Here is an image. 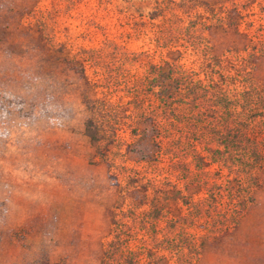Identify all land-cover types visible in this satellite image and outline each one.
<instances>
[{
	"label": "rangeland",
	"instance_id": "obj_1",
	"mask_svg": "<svg viewBox=\"0 0 264 264\" xmlns=\"http://www.w3.org/2000/svg\"><path fill=\"white\" fill-rule=\"evenodd\" d=\"M154 1L0 0V264H264V184L237 229L215 237L172 214L153 222L128 192L146 169L131 153L132 83L145 88L149 66L172 58L189 69L191 45L210 42L256 61L263 91L264 0H161L151 22ZM219 18L237 28L206 32ZM86 97L110 110L107 164L85 135ZM184 149L179 167L197 170Z\"/></svg>",
	"mask_w": 264,
	"mask_h": 264
},
{
	"label": "trees",
	"instance_id": "obj_2",
	"mask_svg": "<svg viewBox=\"0 0 264 264\" xmlns=\"http://www.w3.org/2000/svg\"><path fill=\"white\" fill-rule=\"evenodd\" d=\"M154 3L148 13L151 22L164 9L161 0ZM208 6L212 12V5ZM216 21L205 31L237 28L230 19ZM33 41L40 51L51 53L41 30ZM189 51L196 57L189 69L179 57L151 64L145 88L136 82L130 87L138 119L133 130L138 149L131 153L139 156L146 169L141 166L132 173L128 192L136 205L148 208L153 222L172 214L182 221L184 231L198 228L215 237L237 229L238 222L256 205L264 184V90H258L252 78L256 61L246 62L248 68L238 55L231 59L227 51L214 52L210 42L192 44ZM83 73L90 84L85 70ZM85 103L92 113L85 123V135L101 162L107 164L112 139L107 136L105 116L110 110L102 103L98 107L96 99L86 97ZM196 141L210 152L197 151ZM183 144L197 170L179 167L186 150H179ZM206 240L200 245L210 244ZM189 262L183 261L193 264Z\"/></svg>",
	"mask_w": 264,
	"mask_h": 264
}]
</instances>
